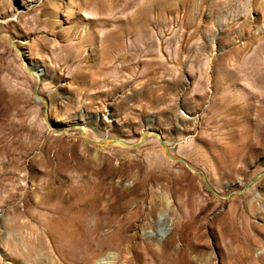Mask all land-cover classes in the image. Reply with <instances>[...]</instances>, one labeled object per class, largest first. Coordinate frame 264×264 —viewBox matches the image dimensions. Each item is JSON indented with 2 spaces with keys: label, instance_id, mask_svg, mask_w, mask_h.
Segmentation results:
<instances>
[{
  "label": "rangeland",
  "instance_id": "rangeland-1",
  "mask_svg": "<svg viewBox=\"0 0 264 264\" xmlns=\"http://www.w3.org/2000/svg\"><path fill=\"white\" fill-rule=\"evenodd\" d=\"M263 171L264 0H0V264H264Z\"/></svg>",
  "mask_w": 264,
  "mask_h": 264
},
{
  "label": "water",
  "instance_id": "water-1",
  "mask_svg": "<svg viewBox=\"0 0 264 264\" xmlns=\"http://www.w3.org/2000/svg\"><path fill=\"white\" fill-rule=\"evenodd\" d=\"M2 37V35H1ZM10 43H13V41L10 38H7ZM34 72V71H31ZM39 85H40V80L38 79L34 85V94L39 98L41 95L39 94ZM44 105H45V114L47 112V108H48V103L46 100L43 101ZM150 132L149 129L145 130V133L142 137L141 140H139L138 142H128L125 141L121 138H116V137H109L107 141H102V145H107V144H113V143H117V144H121V145H125V146H131V147H137L139 145H141L142 143H144L148 138L149 135L148 133ZM152 134L154 137H157L160 144L162 145V147L164 148L166 155L172 159L173 161H177L178 163L184 164L186 167H188L190 170L200 174L203 178L204 184L205 186L212 190L208 184L206 175L204 174V172L199 169V168H194V166L184 157H179V156H175L171 153L169 147L167 146L166 142L164 141V139L161 137V135L156 131V130H151ZM81 136L88 142L91 144H95V145H99L98 141L93 140L92 138L88 137L84 132H81ZM263 172H259L257 173L250 181H248L245 185V187H248L249 185H251L253 182H255L262 174ZM213 191V190H212Z\"/></svg>",
  "mask_w": 264,
  "mask_h": 264
},
{
  "label": "bare ground",
  "instance_id": "bare-ground-1",
  "mask_svg": "<svg viewBox=\"0 0 264 264\" xmlns=\"http://www.w3.org/2000/svg\"><path fill=\"white\" fill-rule=\"evenodd\" d=\"M34 75H35V77H36L37 80H38V76H39V75H38L37 73H35ZM38 99H40V100H44V98H43L42 96H40ZM78 128H79L80 133H81V132H84V133H85V130H84V127H83V126H79ZM149 130H150V132L148 133V135H149V137H150V133H152V132H151V129H149ZM144 133H145V132H144ZM85 134H86V133H85ZM152 135H153V134H152ZM152 135H151V136H152ZM108 138H109V137H107V138H103V139H100V140H99V139H93V140L98 141L99 145H102V141H107ZM156 138H157V137H156ZM194 168H196V167H194ZM82 222H83V221H82ZM84 228H85V227H84ZM260 244H261V243H260L259 241H256V242L254 243V245H260ZM66 247L69 248V255H70V256L73 257V255H74V256L76 255V248L74 247V245L70 244L69 241H68V243H66ZM74 258H76V257H74ZM69 259H70V258H69ZM79 259H80V258H79ZM70 260H71V259H70ZM262 260L264 261V258H263ZM96 261H97V259H96ZM96 261H95V262H96ZM98 261H99V259H98ZM79 262L82 263V261H79ZM85 262L88 263L89 260H84V263H85ZM95 262H94V263H95ZM96 263H97V262H96ZM96 263H95V264H96ZM100 263H101V262H100ZM100 263H99V264H100ZM79 264H80V263H79ZM97 264H98V263H97Z\"/></svg>",
  "mask_w": 264,
  "mask_h": 264
}]
</instances>
